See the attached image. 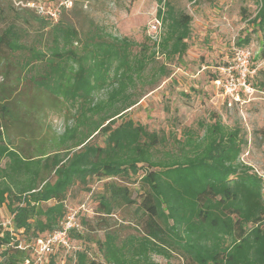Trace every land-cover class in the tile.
<instances>
[{"label":"trees","instance_id":"trees-1","mask_svg":"<svg viewBox=\"0 0 264 264\" xmlns=\"http://www.w3.org/2000/svg\"><path fill=\"white\" fill-rule=\"evenodd\" d=\"M158 1L163 34L142 42L110 33L76 0H25V18L12 4L0 6V210L10 215L0 220V264H58L63 252L72 264H163L157 256L166 264H264V174L241 161L240 128L218 117L203 134L189 129L179 138L129 116L147 94L140 86L170 77L167 64L156 66L157 53L180 60L189 49L192 16ZM256 2L252 23L264 41V0ZM47 5L57 19L40 12ZM27 15L38 24L31 40ZM253 77L250 85L264 91ZM45 95L65 102H39ZM51 113L75 123L42 133ZM76 186L93 192V217L84 203L68 205ZM122 209L132 216L127 226L111 223ZM72 212L70 245L39 255L37 240Z\"/></svg>","mask_w":264,"mask_h":264},{"label":"rangeland","instance_id":"rangeland-1","mask_svg":"<svg viewBox=\"0 0 264 264\" xmlns=\"http://www.w3.org/2000/svg\"><path fill=\"white\" fill-rule=\"evenodd\" d=\"M76 1L77 4L80 3L79 0ZM167 1L176 10L188 13L193 18L191 36L188 40L189 49L180 60L170 61L157 53L156 66L167 64L171 72L170 77H163L155 88L148 84L140 86L139 89L147 94L132 107L129 116L137 122L147 124L151 130L164 131L167 134L174 132L179 138H182L189 129L203 134V125L220 117L224 124L241 130L246 141L241 161L252 166L253 171L258 174H264V91L252 87L249 82L251 74L254 75L250 79L252 82L264 81V71L257 74L258 70H264V58L260 57L264 41L261 31L252 23L258 11V3L256 0ZM21 2L25 0H0V6L7 8L12 4L15 9L22 11L25 18L26 13ZM158 8V0H85L78 6L79 11L94 18L110 33L120 37L127 36L137 42L144 41L150 34L153 35L150 28L152 23L159 19ZM77 13L75 17L80 22L84 17L78 16ZM27 19L32 24L29 27L32 33L27 38L31 40L33 30L38 24L30 15H27ZM23 24L25 25V21ZM163 31L161 24L155 40L159 39ZM246 36L248 41L242 46L238 45V40ZM239 50L248 54L246 79L250 87L241 89L240 98L234 99L224 95L221 88H214L212 78L215 74L225 76L221 69L228 66H232L235 72L239 71L240 76L243 67H238L236 52ZM1 68L2 62L0 72ZM237 76L238 72L235 78L239 77ZM3 77L0 73V81H3ZM9 81L5 79L4 82ZM226 100L229 102L224 103ZM39 102H65V99L59 98L54 101L45 95ZM39 111L42 112L43 109ZM74 113L75 108L72 109V114ZM45 121L42 133L50 134H62L67 126L75 123L74 118L67 120L64 113L60 115L51 113ZM99 139L101 140V137ZM90 185L93 192L101 188V183L97 180H93ZM132 186L135 188L134 196L137 197L138 183ZM93 192L76 186L70 192L68 205L78 208L84 203V208L88 209V213L93 217V213L90 212V208L93 209L96 204ZM9 216L5 207L0 210V220H6ZM123 219H132L131 214L124 209L114 215L111 223L127 226L128 222H124ZM131 231L132 228H124L122 234ZM98 234L101 236L102 232L98 231L92 235L95 237ZM74 244L78 247L88 246L86 242L77 239L74 240ZM69 256L70 253H60L58 264H72ZM156 259L166 264L162 257L157 256ZM180 263L181 260L175 258L172 264Z\"/></svg>","mask_w":264,"mask_h":264},{"label":"built area","instance_id":"built-area-1","mask_svg":"<svg viewBox=\"0 0 264 264\" xmlns=\"http://www.w3.org/2000/svg\"><path fill=\"white\" fill-rule=\"evenodd\" d=\"M39 10L41 13L49 14L55 19H57L58 17V11L55 6H40ZM160 25L161 23L158 19H156L151 25L150 31L153 33L155 39L160 31ZM247 57L248 54H245L243 50H239L236 52V58L238 60L239 65L238 67H243L240 72V76L239 71H237L239 76H237L238 78H235L237 72H235V69L232 68V66H228L221 69V72L224 73L225 76H221L219 79H216L215 84L222 89L224 95H227L234 99H239L240 90L248 89L250 87V85L247 84L246 79L248 73ZM75 216V212L70 213L59 230L55 231L54 233L45 238H40L37 240L36 249L39 255L42 256L46 253L52 252L55 249V246L57 245L65 247H68L70 245L69 231L70 229L77 226Z\"/></svg>","mask_w":264,"mask_h":264}]
</instances>
